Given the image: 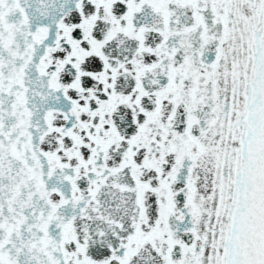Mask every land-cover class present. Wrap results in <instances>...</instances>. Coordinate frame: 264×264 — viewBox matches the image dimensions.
Returning a JSON list of instances; mask_svg holds the SVG:
<instances>
[{"label":"snow or ice","instance_id":"1","mask_svg":"<svg viewBox=\"0 0 264 264\" xmlns=\"http://www.w3.org/2000/svg\"><path fill=\"white\" fill-rule=\"evenodd\" d=\"M0 264H264V0H0Z\"/></svg>","mask_w":264,"mask_h":264}]
</instances>
